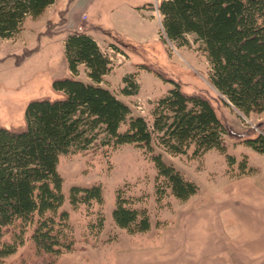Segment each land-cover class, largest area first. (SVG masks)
I'll return each mask as SVG.
<instances>
[{"label": "rangeland", "instance_id": "rangeland-1", "mask_svg": "<svg viewBox=\"0 0 264 264\" xmlns=\"http://www.w3.org/2000/svg\"><path fill=\"white\" fill-rule=\"evenodd\" d=\"M73 2L57 0L40 17H27L17 35L0 39V125L22 127L31 99L58 96L52 89L53 78L71 73L64 48L69 32L64 15ZM158 2L81 0L79 6L86 8L88 18L83 16L78 23L90 29L102 51L113 58L102 84L150 125L155 101L175 82L188 94L203 93L227 128L226 150L213 148L194 156L192 146L186 154L173 155L155 144V152H161L166 162L198 184V192L187 201L178 200L168 190L158 201L154 160L134 143L61 154L62 208L69 211L75 248L53 264H192V260L223 264L225 259L230 264H264V152L245 141L264 134V112L245 115L222 100L209 80V61L192 34L184 45L161 37ZM113 29L126 34L117 48L111 44L118 40ZM131 73L139 90L125 94L123 77ZM77 77L90 80L84 66ZM126 127L122 124L120 129ZM229 156L234 157L233 162ZM243 162L247 172L242 171ZM93 184L102 186L103 207L80 204L74 208L69 201L70 188ZM119 189L134 206L147 207L151 218L148 231L131 234L116 224L113 210ZM101 210L105 220L99 229ZM13 230L7 232L6 240L12 238ZM30 234L31 229L3 264H42Z\"/></svg>", "mask_w": 264, "mask_h": 264}, {"label": "trees", "instance_id": "trees-1", "mask_svg": "<svg viewBox=\"0 0 264 264\" xmlns=\"http://www.w3.org/2000/svg\"><path fill=\"white\" fill-rule=\"evenodd\" d=\"M56 1L0 0V39L17 35L27 17H40ZM157 9L163 39L184 45L192 34L200 43L210 64L209 80L227 105L245 115L264 112V0H159ZM114 34L118 40L111 44L117 48L123 36ZM64 48L71 73L53 78L52 89L58 96L31 99L22 127L0 125V264L23 244L29 229L42 264H53L75 248L69 211L62 208L61 154L134 143L154 160L158 201L168 191L186 201L198 192V184L166 162L161 152H155V144L173 155L186 154L192 146L194 156L213 148L226 150L227 128L208 96L188 94L175 82L155 101L150 125L102 84L111 60L88 31L68 32ZM81 65L89 81L77 77ZM123 80L125 94L138 92L132 73ZM122 124H126L125 130L120 129ZM245 141L264 152V134ZM241 165L247 172L246 163ZM69 201L74 208L80 204L103 207L102 186L73 185ZM113 219L131 234L151 227L147 207L134 206L122 189L117 192ZM104 220L101 210L99 229ZM11 228L12 238L6 240Z\"/></svg>", "mask_w": 264, "mask_h": 264}, {"label": "crops", "instance_id": "crops-1", "mask_svg": "<svg viewBox=\"0 0 264 264\" xmlns=\"http://www.w3.org/2000/svg\"><path fill=\"white\" fill-rule=\"evenodd\" d=\"M81 0H74L73 4L71 5V8L68 9V14L64 15V19H65V24L66 27L68 28V31H76V30H85L88 31L96 40H98L90 31V29H86L84 26H81L78 22H81V18L83 16L87 17V14L85 12L86 8H82L79 6L80 5ZM53 5V4H52ZM84 6V5H83ZM88 18V17H87ZM83 27V28H82ZM114 32L122 35V36H126L125 32L123 31H119L117 29H113ZM98 42V41H97ZM99 43V42H98ZM83 66V65H81ZM105 78H107V74L104 76V80ZM187 201V200H186ZM206 250V249H205ZM206 257V255H205ZM225 257H227V255H225ZM226 262V263H225ZM225 262L223 264H230V262L228 263V259H225ZM192 264H199L200 262L191 261ZM203 264H206L205 260H203ZM211 264V263H210ZM241 264V263H240ZM243 264V263H242ZM253 264V263H251Z\"/></svg>", "mask_w": 264, "mask_h": 264}, {"label": "built area", "instance_id": "built-area-1", "mask_svg": "<svg viewBox=\"0 0 264 264\" xmlns=\"http://www.w3.org/2000/svg\"><path fill=\"white\" fill-rule=\"evenodd\" d=\"M112 51H114L113 49H111ZM110 58V60H112L113 58L112 57H109Z\"/></svg>", "mask_w": 264, "mask_h": 264}]
</instances>
